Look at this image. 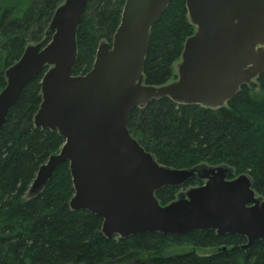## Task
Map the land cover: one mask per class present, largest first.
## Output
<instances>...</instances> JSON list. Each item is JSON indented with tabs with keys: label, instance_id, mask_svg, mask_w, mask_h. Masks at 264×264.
Returning <instances> with one entry per match:
<instances>
[{
	"label": "water",
	"instance_id": "95a60500",
	"mask_svg": "<svg viewBox=\"0 0 264 264\" xmlns=\"http://www.w3.org/2000/svg\"><path fill=\"white\" fill-rule=\"evenodd\" d=\"M171 1L126 0L112 43L101 42L90 71L75 75L77 29L88 0H65L50 22V41L29 45L6 70L0 130L25 86L43 72L34 124L57 131L65 142L39 167L30 194L43 190L68 162L71 209L101 217L107 237L213 229L245 236L249 248L264 240V197L257 195L251 177L232 178L229 165H162L130 133L128 118L134 108L165 96L179 104L226 106L264 71V0H186L196 30L184 44L178 79L148 85L144 67L152 27ZM192 178L203 184L160 204L156 191Z\"/></svg>",
	"mask_w": 264,
	"mask_h": 264
},
{
	"label": "trees",
	"instance_id": "16d2710c",
	"mask_svg": "<svg viewBox=\"0 0 264 264\" xmlns=\"http://www.w3.org/2000/svg\"><path fill=\"white\" fill-rule=\"evenodd\" d=\"M64 1L0 0V91L7 84L6 70L27 46L50 41V22ZM125 2L88 0L77 29L73 74L87 73L99 44L112 43ZM195 30L186 0H172L152 27L146 84L159 86L178 78L176 64ZM42 77L43 72L25 86L0 130V264H264V240L245 248V236L213 229L105 236L101 217L71 209L74 187L68 162L55 170L43 190L29 194L39 167L65 142L57 131L34 124ZM255 81L256 86L243 84L218 108L179 104L167 96L153 99L132 110L128 129L160 164L229 165L234 177L247 173L264 197V71ZM202 183L192 178L181 186H164L156 197L166 205L181 190Z\"/></svg>",
	"mask_w": 264,
	"mask_h": 264
},
{
	"label": "rangeland",
	"instance_id": "374dc122",
	"mask_svg": "<svg viewBox=\"0 0 264 264\" xmlns=\"http://www.w3.org/2000/svg\"><path fill=\"white\" fill-rule=\"evenodd\" d=\"M177 65H178V63L176 64V67H177ZM253 83H255V86H256V81L255 80H253ZM200 165H207V164H200ZM209 166V165H208ZM184 191V190H183ZM182 191V192H183ZM30 194V193H29ZM211 250H207V251H204V250H200L199 251V253L200 254H205V253H208V252H210Z\"/></svg>",
	"mask_w": 264,
	"mask_h": 264
}]
</instances>
